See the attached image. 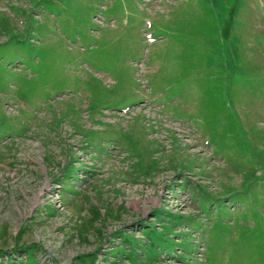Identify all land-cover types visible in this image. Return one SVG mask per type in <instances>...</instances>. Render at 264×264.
Here are the masks:
<instances>
[{
  "label": "rangeland",
  "instance_id": "rangeland-1",
  "mask_svg": "<svg viewBox=\"0 0 264 264\" xmlns=\"http://www.w3.org/2000/svg\"><path fill=\"white\" fill-rule=\"evenodd\" d=\"M0 264H264V0H0Z\"/></svg>",
  "mask_w": 264,
  "mask_h": 264
},
{
  "label": "trees",
  "instance_id": "trees-1",
  "mask_svg": "<svg viewBox=\"0 0 264 264\" xmlns=\"http://www.w3.org/2000/svg\"><path fill=\"white\" fill-rule=\"evenodd\" d=\"M34 246H35V245L30 246L28 249H33ZM26 250H27V249H26Z\"/></svg>",
  "mask_w": 264,
  "mask_h": 264
}]
</instances>
